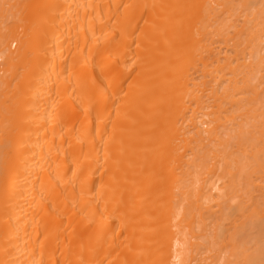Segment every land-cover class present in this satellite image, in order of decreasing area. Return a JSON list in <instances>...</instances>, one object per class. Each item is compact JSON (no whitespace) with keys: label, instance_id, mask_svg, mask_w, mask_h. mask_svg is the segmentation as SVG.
I'll return each instance as SVG.
<instances>
[{"label":"bare ground","instance_id":"1","mask_svg":"<svg viewBox=\"0 0 264 264\" xmlns=\"http://www.w3.org/2000/svg\"><path fill=\"white\" fill-rule=\"evenodd\" d=\"M0 264H264V0H0Z\"/></svg>","mask_w":264,"mask_h":264}]
</instances>
